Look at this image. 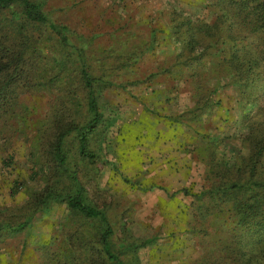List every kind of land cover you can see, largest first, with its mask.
Segmentation results:
<instances>
[{
    "label": "rangeland",
    "instance_id": "obj_1",
    "mask_svg": "<svg viewBox=\"0 0 264 264\" xmlns=\"http://www.w3.org/2000/svg\"><path fill=\"white\" fill-rule=\"evenodd\" d=\"M42 1L72 42H87L102 120L89 134L91 157L71 130L64 166L54 162L59 133L91 115L79 61L43 30L45 54H28L30 83L0 112V264H113L100 240L108 226L125 264H264V230L257 238L232 202L207 192L218 153L232 156L237 136L264 127V77L236 82L229 61L239 41L225 33L233 11L218 0ZM186 17L221 21L190 66L178 62L171 34ZM54 56L66 57L64 69ZM78 190L105 219L68 205Z\"/></svg>",
    "mask_w": 264,
    "mask_h": 264
},
{
    "label": "trees",
    "instance_id": "obj_2",
    "mask_svg": "<svg viewBox=\"0 0 264 264\" xmlns=\"http://www.w3.org/2000/svg\"><path fill=\"white\" fill-rule=\"evenodd\" d=\"M43 3L42 0H0V112H8L16 92L30 83H26L31 79L28 54L31 52L37 57L45 54L46 42L42 33L43 30H49L58 38L60 45L72 50L74 58L79 61V74L86 90V110L91 115L84 125H71L59 133L54 147V162L63 167L67 159L61 145L63 136L76 130L80 154L91 157L93 154L86 151V146L89 134L96 131L102 120V112L94 90L95 78L90 73V59L84 55L87 42H72L70 36L73 33L52 22L42 10ZM217 4L220 9L225 4V7L233 11L234 19L228 23L225 33L240 35L237 37L239 41L234 47V54L229 59L234 76L238 77L235 81L252 86L256 79L264 77V72L259 70L264 66V0H218ZM216 14L217 18L222 15L218 12ZM220 19L222 21L223 16ZM221 21L208 23L186 17L174 23L171 34L179 45L178 62L187 66L201 63L215 33L218 34ZM247 41L253 45L256 41V48L253 45L248 47ZM52 61L58 70L64 69L68 63L65 56H54ZM70 62L73 64V59ZM259 124H251L256 127L250 128V134L237 136L240 146L232 156L218 153L223 155L222 159H218L207 174L210 181L207 190L209 196L217 204L232 202L238 224L251 228L257 238L261 237L264 230V127H257ZM66 197L68 205L84 216L105 219L101 211L84 201L80 190ZM112 234L109 226L102 231V251L111 263L125 264L111 249Z\"/></svg>",
    "mask_w": 264,
    "mask_h": 264
}]
</instances>
